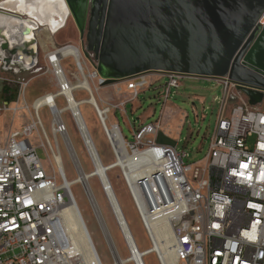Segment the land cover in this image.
I'll return each mask as SVG.
<instances>
[{
  "label": "built area",
  "instance_id": "obj_1",
  "mask_svg": "<svg viewBox=\"0 0 264 264\" xmlns=\"http://www.w3.org/2000/svg\"><path fill=\"white\" fill-rule=\"evenodd\" d=\"M56 33L36 35V63L31 68L21 64L23 71L33 76L1 79L14 82L16 90L14 100L0 102V264H88L75 249L59 213L63 205L75 202L70 187H63L68 178L64 154L77 176L84 171L70 124L90 164L97 158V150L82 120L81 107L86 103L76 106L85 130L81 132L76 115L66 110L70 100L65 93L69 91L71 100H79V92L92 97L105 85L93 56L91 60L84 56L81 39L56 45L52 40ZM67 59H71L74 71L64 67ZM16 64L5 66L0 58L3 71H16ZM40 75L49 78L52 90L28 103L26 89ZM184 76L169 71L139 73L125 79L129 94L124 100L111 104L99 97L97 104L88 105L112 161L121 164L115 168L158 264H264V105H250L234 84L217 79L223 93L208 152L203 160L186 163L185 151L157 143L160 132L169 135L161 120L171 89L179 87ZM83 78L90 79L89 88H73L74 81ZM162 80L160 98L164 101L159 118L153 123L130 124L133 140L127 141L118 122L109 121L110 113H125L127 103L133 104L140 93ZM233 100L237 103L229 108ZM44 109L50 117L48 128L41 115ZM170 114L171 110L166 117ZM16 120L18 128L14 127ZM77 184L92 209L96 198L89 182ZM158 229L161 237L170 234L169 262L160 246ZM104 241L109 264H146V256L135 257L129 245L124 243L128 253L124 257ZM95 254V264H104Z\"/></svg>",
  "mask_w": 264,
  "mask_h": 264
},
{
  "label": "water",
  "instance_id": "obj_2",
  "mask_svg": "<svg viewBox=\"0 0 264 264\" xmlns=\"http://www.w3.org/2000/svg\"><path fill=\"white\" fill-rule=\"evenodd\" d=\"M64 1L102 85L169 71L227 79L250 105H264V0ZM33 55L29 65L0 58L31 68Z\"/></svg>",
  "mask_w": 264,
  "mask_h": 264
},
{
  "label": "rangeland",
  "instance_id": "obj_3",
  "mask_svg": "<svg viewBox=\"0 0 264 264\" xmlns=\"http://www.w3.org/2000/svg\"><path fill=\"white\" fill-rule=\"evenodd\" d=\"M44 29H46L48 32L47 28H43L41 32H43ZM37 34L38 33H36V35ZM78 38L79 33L75 23L72 17L69 16L65 20L64 26L59 29L55 35H53L52 40L54 44L61 45L66 42H76ZM63 65L69 72L74 71L71 59L63 61ZM14 68L16 71H3L0 69V102L7 101L5 95L2 92L4 86H9L11 93H14L16 90L14 82L12 83L1 80L2 78L16 80L21 78L27 79L33 76L29 71H23V66H21L19 63L16 64ZM76 81H74V85ZM89 83H91L90 79ZM163 84V80L153 83L149 89L138 95V98L133 104L127 103L125 105V113H122L119 110H114L110 113L109 121L113 122L115 120L118 122L119 127L122 130V134L124 137H126L127 141L133 140L132 133L130 131V124L132 126L134 123L135 125H138L141 121L145 123H153L159 118L160 111L163 106L162 102L164 101L162 97L160 98V93L163 92ZM95 86L97 87L96 84ZM49 90H52V83L49 81V78L44 75L37 76L32 80L26 89V101L31 103L42 92ZM222 90V84L215 79L196 78L190 76L182 77L180 79V86L171 89L172 94L168 98L166 104V106H171L175 112L170 114V117L167 118L166 116L169 114L167 107L165 110V117H163L161 120V126L166 131H169V135L166 136L160 132L157 137V143L171 145L176 147L179 151H185L188 154L187 158L185 159L186 163L203 160L208 152L210 138L212 137L215 128L217 115L220 109V99L222 98L223 93ZM106 91L107 94H105ZM128 94L129 93L126 90L125 80H119L112 84L100 87L98 92H94L93 96L95 97L97 103V98L103 97L104 100H107L111 104H117L124 100ZM88 98L89 96L87 97L86 92L81 91L78 93L79 100L77 101L83 102ZM236 103L237 101L235 100L231 101L229 108ZM89 105L83 104L81 107L84 115L83 120L91 137L93 136L95 142L94 144H96L95 147L100 154L99 156H101L100 159L102 163L108 166L114 162L112 161V154L98 124V121ZM41 115L45 126L48 128L50 117L48 116L47 111L45 109L41 110ZM19 124L20 122L16 120L14 127L18 128ZM0 127H2L1 124ZM70 129L72 132L75 149L81 161V166L84 169V172L90 174V172L93 170L92 163L90 164L87 158L82 154V145L78 136L75 134V129L72 124H70ZM38 153L41 159L45 160V156L43 155L41 149L38 150ZM64 165L68 180H74L77 176V173L74 170L73 165L68 161L65 154ZM106 176L112 185L116 196L118 197L125 219L139 250L143 251L148 249L150 244L144 233L141 222L136 214L128 192L119 177L118 168H113L110 171H106ZM89 185L98 204L105 209L109 228L120 254L126 257L128 255L126 246L108 210L107 200L100 186L99 179L96 176L90 178ZM71 190L82 212L83 219L92 236L99 257L104 264L111 263L107 245L96 223L86 194L84 193L80 184L73 185ZM145 262L146 264H158L153 254H148L145 257Z\"/></svg>",
  "mask_w": 264,
  "mask_h": 264
},
{
  "label": "bare ground",
  "instance_id": "obj_4",
  "mask_svg": "<svg viewBox=\"0 0 264 264\" xmlns=\"http://www.w3.org/2000/svg\"><path fill=\"white\" fill-rule=\"evenodd\" d=\"M13 8H24L25 10L19 11L14 10ZM69 16V9L64 0H0V56L9 58L15 57L23 64H31L34 57L33 54H35L38 49V46L35 43L36 38L33 35V29L37 28L38 25L42 26L35 31V35L36 33L41 32L43 28H47L49 34L56 33L64 26L65 20ZM43 32L48 36L46 29H44ZM4 44H7L6 48H4ZM60 53L61 51H59V54ZM94 80L95 79H93V81ZM73 88H89V81L84 78L80 81H76ZM94 88L96 90L98 89L96 86ZM65 94L70 100L66 110L72 111V113L76 115L75 121L79 125V129L81 132H85L83 123L80 117L77 116L78 114L76 111L78 108L76 106L82 103L97 104L95 97L92 95V97L80 102L75 98L71 100L69 91ZM92 166L93 170L90 174L83 171L72 181L66 178V182L63 184V187H70L71 190L73 185H76L79 182L84 184L87 181L89 182L90 178L96 176L100 181V186L106 197L108 210L123 238L124 243L130 246L135 257L140 255L147 256L148 254H151V251L154 249L150 247L143 251L139 250L125 219L118 197L107 179L106 171H110L116 166H121V164L114 161L108 166L104 165L97 151V158L94 162H92ZM74 200L75 202L70 201L60 208V217L72 237L75 249H77L84 259L88 261V264H95V251L97 253V250L75 197ZM92 211L103 238L110 246H115L117 248L109 228L105 209L98 204L97 200L96 205L94 204L92 207ZM157 233L159 234V229L156 231V234ZM169 235V232L165 233L163 237L158 235L160 246L167 255V262L170 261L168 258V255L170 254ZM135 251L137 253H135Z\"/></svg>",
  "mask_w": 264,
  "mask_h": 264
},
{
  "label": "trees",
  "instance_id": "obj_5",
  "mask_svg": "<svg viewBox=\"0 0 264 264\" xmlns=\"http://www.w3.org/2000/svg\"><path fill=\"white\" fill-rule=\"evenodd\" d=\"M3 94L5 95V98L7 101H12L14 100V93H11L10 87L9 86H4L2 90Z\"/></svg>",
  "mask_w": 264,
  "mask_h": 264
},
{
  "label": "flooded vegetation",
  "instance_id": "obj_6",
  "mask_svg": "<svg viewBox=\"0 0 264 264\" xmlns=\"http://www.w3.org/2000/svg\"><path fill=\"white\" fill-rule=\"evenodd\" d=\"M13 9H14V10H19V11H24V10H25L24 8H13ZM39 27H42V26L38 25L37 28H34V29H33V35H34L35 38H36L35 31H36Z\"/></svg>",
  "mask_w": 264,
  "mask_h": 264
},
{
  "label": "crops",
  "instance_id": "obj_7",
  "mask_svg": "<svg viewBox=\"0 0 264 264\" xmlns=\"http://www.w3.org/2000/svg\"><path fill=\"white\" fill-rule=\"evenodd\" d=\"M105 94H107V91H106V93H105ZM168 109H169V110H171V111H172V113H173V112H175V111H174V109H173L171 106H168ZM113 122H115V123H116L117 121H115V120H114Z\"/></svg>",
  "mask_w": 264,
  "mask_h": 264
}]
</instances>
